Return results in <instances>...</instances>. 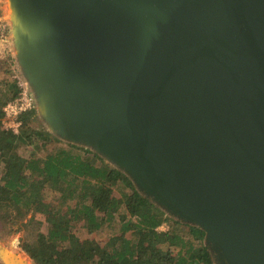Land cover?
Here are the masks:
<instances>
[{"label":"water","instance_id":"water-1","mask_svg":"<svg viewBox=\"0 0 264 264\" xmlns=\"http://www.w3.org/2000/svg\"><path fill=\"white\" fill-rule=\"evenodd\" d=\"M16 3L55 131L201 226L220 264H264V0Z\"/></svg>","mask_w":264,"mask_h":264},{"label":"trees","instance_id":"trees-1","mask_svg":"<svg viewBox=\"0 0 264 264\" xmlns=\"http://www.w3.org/2000/svg\"><path fill=\"white\" fill-rule=\"evenodd\" d=\"M14 73L12 58H0V238L35 226L20 242L35 264H220L201 226L168 212L94 145L38 128L35 109L19 133L5 130L4 107L19 95ZM115 221L121 228L105 243L78 234Z\"/></svg>","mask_w":264,"mask_h":264},{"label":"rangeland","instance_id":"rangeland-1","mask_svg":"<svg viewBox=\"0 0 264 264\" xmlns=\"http://www.w3.org/2000/svg\"><path fill=\"white\" fill-rule=\"evenodd\" d=\"M19 9L16 0H0V58L11 57L14 62V76L21 75L26 79H29V71L24 67L23 59L25 60V50L21 41L19 21L18 20ZM15 20V22H14ZM34 91L36 92V126L40 129L48 130L50 132H55L54 122L55 119L50 114L49 103L46 97H43L37 91V86L32 84ZM39 87V86H38ZM1 93V88H0ZM110 166L114 167V164L107 160ZM123 190H116L115 196L118 199H122ZM123 208V207H122ZM122 210V209H121ZM123 211V210H122ZM169 212V211H168ZM124 213V211H123ZM39 219L42 220L41 230L45 231L47 223L45 217L42 215H37ZM121 224L117 221L110 225L109 222L105 223V226L99 231L98 234H88L87 230L81 228L78 234L82 240H88L89 238H97L100 242L105 243L108 239L118 230H120ZM161 230L165 231L169 229V224H164ZM36 231L35 226L18 232L5 235V238H0V264H8L4 261L5 256L20 258L21 255L27 260L28 264H35L30 257L21 249L20 242L21 239L30 238L34 236ZM128 234V233H127ZM32 235V236H31ZM128 236V235H127Z\"/></svg>","mask_w":264,"mask_h":264},{"label":"built area","instance_id":"built-area-1","mask_svg":"<svg viewBox=\"0 0 264 264\" xmlns=\"http://www.w3.org/2000/svg\"><path fill=\"white\" fill-rule=\"evenodd\" d=\"M14 78L19 95L4 107L3 127L7 131L19 133L23 125L21 116L35 108L36 92L30 80L21 75H15Z\"/></svg>","mask_w":264,"mask_h":264},{"label":"bare ground","instance_id":"bare-ground-1","mask_svg":"<svg viewBox=\"0 0 264 264\" xmlns=\"http://www.w3.org/2000/svg\"><path fill=\"white\" fill-rule=\"evenodd\" d=\"M16 21H17V20H16ZM14 22H15V20H14ZM19 259H21V260L27 262V260H26V258L24 257V255H21Z\"/></svg>","mask_w":264,"mask_h":264}]
</instances>
